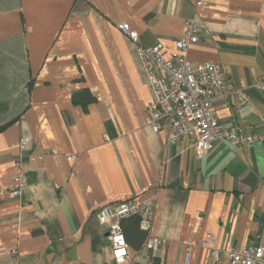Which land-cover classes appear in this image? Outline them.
<instances>
[{"label":"crops","instance_id":"crops-1","mask_svg":"<svg viewBox=\"0 0 264 264\" xmlns=\"http://www.w3.org/2000/svg\"><path fill=\"white\" fill-rule=\"evenodd\" d=\"M190 18L200 27L187 60L219 64L242 90L214 111L222 128L256 135L250 147L217 139L197 157L194 139L170 145L147 123L137 46L161 43L171 58ZM263 74L264 0H0V264H115L96 212L127 198L153 199L160 242L128 227L123 264H185L188 245L187 264H228L211 248L264 246Z\"/></svg>","mask_w":264,"mask_h":264},{"label":"built area","instance_id":"built-area-1","mask_svg":"<svg viewBox=\"0 0 264 264\" xmlns=\"http://www.w3.org/2000/svg\"><path fill=\"white\" fill-rule=\"evenodd\" d=\"M202 5V1H196ZM200 24L194 19L186 20L183 35L175 41V51L171 58H166L162 44L150 47L137 46V54L148 76V86L153 95V103L147 108V123L154 132L161 128L167 130L168 141L173 145L181 137L194 139V154L205 156L214 140L228 141L232 144L250 147L257 139L256 135H246L235 129L222 128L214 111V102L227 98L243 102V93L239 89H230L226 85L224 73L219 64L208 61L192 66L187 60L190 44L197 41ZM117 28L131 42L136 43L137 33L126 22H119ZM254 86L264 92V74L257 77ZM235 95V96H234ZM25 144V140L21 141ZM46 151L36 157L43 160ZM70 159V156L68 157ZM21 190V178L13 177L12 195L18 196ZM154 201L152 198L135 202L127 198L117 203L101 206L97 212V222L104 227L111 245V257L115 264L128 261V245L122 229L121 220L130 216L139 217V228L147 233L144 244L153 247L160 240L150 234L151 217ZM213 235L205 233L201 246L212 247ZM212 249L216 259L228 264H264V246H244L239 251L228 248ZM190 259L188 245L185 264Z\"/></svg>","mask_w":264,"mask_h":264},{"label":"trees","instance_id":"trees-1","mask_svg":"<svg viewBox=\"0 0 264 264\" xmlns=\"http://www.w3.org/2000/svg\"><path fill=\"white\" fill-rule=\"evenodd\" d=\"M83 97L85 99L89 100L91 96L86 91H83L82 93H76L74 95V99L76 101L80 100V99H83ZM138 219H139V217L137 218V216L136 217L135 216H130V217L123 218L121 220V225H122V229H123V232H124L126 240L127 239L129 240V235L131 234V230H132V232L136 233V238L137 239L140 238L139 241L144 240V232L139 229V222H138L139 220ZM126 223L127 224L129 223L130 225L129 224L127 225ZM125 226H127V229L125 228ZM128 227H131L132 229L129 230Z\"/></svg>","mask_w":264,"mask_h":264}]
</instances>
